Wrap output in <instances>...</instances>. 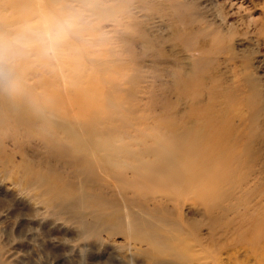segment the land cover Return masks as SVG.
<instances>
[{"label":"rangeland","instance_id":"obj_1","mask_svg":"<svg viewBox=\"0 0 264 264\" xmlns=\"http://www.w3.org/2000/svg\"><path fill=\"white\" fill-rule=\"evenodd\" d=\"M45 2L17 23L30 34L19 44L26 56L14 55L28 75L0 79V264H264V0ZM45 74H57L50 93L82 91L53 100L37 84ZM67 97L84 104L82 137L61 124L73 117ZM197 124L212 162L229 164L222 198L180 194L165 180L169 166L133 186L136 157L153 159ZM93 148L119 160L111 176ZM184 150L180 165L190 166Z\"/></svg>","mask_w":264,"mask_h":264},{"label":"bare ground","instance_id":"obj_2","mask_svg":"<svg viewBox=\"0 0 264 264\" xmlns=\"http://www.w3.org/2000/svg\"><path fill=\"white\" fill-rule=\"evenodd\" d=\"M34 1L35 0H0V79L1 78H4L6 76L5 75V72L8 69L10 71H13L14 74L18 78L21 75L24 78L28 75L27 73H22L21 74V70L24 69V68H22L23 67V62H24L23 60H24V58L20 56L21 58H18L17 59V57H16V59H15L14 58V55L15 54H21L22 56H26V54H27V51L26 50L24 51L19 44H20V41H21L22 44L27 45L28 42H30V41H28V39L30 37V34L28 33V30L22 29L21 27H17V23H19L22 20H24L25 19V16L28 17V16L34 15L35 12H34V9L32 8L34 6L33 5V2ZM60 1L61 0H48V2H45V3H47L49 5H52V4L60 3ZM62 1L65 3L64 4L65 5V8L69 10L71 8L70 4H72L73 2L71 3V0H62ZM22 2L25 3L29 7V9H27V11H25L26 9L24 10V7L22 5H19V3H22ZM38 3H39V1H38ZM79 5H80V3H79ZM92 6L94 8L93 14H97V15L99 14L100 15V14L103 13L102 12V8L99 5V2H96V1L93 2ZM52 7L50 6V8H52ZM65 8L63 7L62 9H65ZM8 9L11 10V12L15 14V16L17 15L16 18L14 16H11L12 18L7 17V15L4 12L6 10H8ZM53 10H54V8H53ZM50 11H52V9ZM54 12H55V10H54ZM55 43H56V41H54V40L51 43V48H53V50L56 48V44ZM38 48H39L38 53L39 54L42 53L43 52V48L41 46L38 47ZM56 49H58V48H56ZM43 59H44V57H43ZM10 60H12L13 62H15V67L16 68H14V65H13V67L10 66L11 64L8 65L7 61H10ZM50 63H51V60H50V58H48V60L46 59L45 61L40 62V65L39 66H41V68L43 69L45 67H48V65ZM77 66H76V68H81V67H79L80 64H79L78 67ZM26 68H25V71H26ZM7 72H6V74H7ZM30 72L31 71H29L28 73H30ZM82 72H83V70H82ZM32 75L34 77L35 74L32 73ZM54 75L56 77L57 74H54ZM54 75L53 74H45V75H43V77L40 80L37 81V84H39V86L41 87V89H43L42 91L46 95H48L49 97L53 98V100L62 99L61 98L62 97L61 95H67V94L76 95L77 93H80L82 91V88L81 87H78L77 89H74V90H70V89L67 90L66 89V93H64V94H61V92L60 93L58 92V93H55V94L50 93V91L47 90V87L55 80ZM82 75H83V77H85L84 73ZM76 78L79 81V78L78 77H76ZM76 78L70 77L69 78L70 79V82H72V84H75V79ZM88 79H90V78H87V80ZM82 80H84V79H82ZM87 80L85 79L86 82H87ZM91 82H92V80L89 83H91ZM0 85H1V82H0ZM32 86H33V84H32ZM32 92L33 91H31V94H32ZM21 96H23V94ZM72 97L71 98L67 97V100H66V108L67 107L70 108V110L72 111L73 117H72V119L71 118H68L67 116H66L67 118L66 117L65 118L63 117L61 124L64 125V126H68V124L73 125L76 128V129L74 128V133L73 134H75V137L76 138H79V136L84 135V133H85L84 124L82 123V118H81L82 115L79 113V111L84 107V104H81L80 101L79 102L77 101L76 103H74L73 100H72ZM13 99H14V97H13ZM24 99H26V98H20V100H18V101H20L21 103H27L28 104V101L27 100H24ZM14 103H15V101H14ZM39 103H40L39 101H36V102L32 103V105L30 103L29 104L31 105L30 107H33L34 109H37V110H43V107H45L44 110H43V113L49 114L51 116L54 115V116L60 117L59 114L56 113V110L53 107H51L52 105L50 103L49 104H45V105H42V104H39ZM76 110H79V111H76ZM17 113H19V111H17ZM167 127H168V125H167ZM188 134H190L189 140H187L186 145H184L185 146V148H184L183 144L186 141V139L188 138V136H187ZM109 135H108V137H109ZM72 136H74V135H72ZM111 136H113V135L111 134ZM171 138L172 139L167 138L165 140V145L166 146H165V148L162 149V151L152 150L153 151V153H152L153 159H145V157H142V156L136 157V160H137L138 163H137V166L134 168L135 169L134 172L136 174H138V176H137V178L134 179L135 182L133 183V186H135L137 184L139 186L140 185H144V184L148 183L149 181L152 182L153 177L155 178V177H157L159 175H162V174H164L165 170H167L169 167H173L175 169V171L165 172V176L164 177H165V180L168 181V182H170L171 184H173V185L179 184L180 185V187H178V190H179L178 192L180 194L185 193L188 190H193L194 191V195L196 196V198L197 199H201L203 202H206L207 204L208 203H211L213 201L219 200L220 198H222L225 195V193L223 191V188L221 186H219V184H223L224 181L228 180L226 177H225L226 179L224 178V175L229 170V167H228L229 164H228V162H225L224 165H222V167H223V169H222V168L219 167V163L217 161L216 162H212L211 155H210V151H208V149L210 148V150H211L212 147H211V145L209 143H207V141L205 139L204 128L201 125H199V124L192 125V127L187 130V134H179V133H177V134H173V136ZM93 142L94 143H97L96 141H93ZM157 142H158V140H157ZM87 143H88V141H86V142H80L77 145V147L79 149H81V150H85L86 147H87V145H88ZM117 148H118V146H117ZM184 149H187V151H188L187 153L188 154H191L190 160H192V165H190V166H186V165H184V166L182 165L181 166L180 165V163L183 162V160L186 157V155H184V153L186 154V150H184ZM149 151H151V150H149ZM115 152H116V150H115ZM91 153L96 158L99 159V165L103 168L105 175L111 176L112 175V173H111L112 171H109L108 170L107 165L111 161L114 164L119 162V160L115 157V155H113L112 153H110V151L108 149L107 150H104L102 148H100V149L99 148L98 149L97 148H95V149L93 148V149H91ZM222 153H224V152H222ZM132 155H133V153H132ZM107 156H108V158H106ZM144 156H146V154ZM171 156H176V157L178 156V158H180V159L178 160V162H175V161L174 162H172V161L170 162V160H171L170 157ZM224 158H225V156H224ZM162 161L164 162L163 164H161ZM187 163H189V162H187ZM166 166H169V167L167 168ZM182 183H186V184L184 185ZM64 193H66V192H64ZM78 199H79V197H78ZM125 205H127V204H125ZM118 211H121V210H118ZM73 214H75V213H73ZM127 220H128V218H127ZM126 224H128V223H126ZM160 225H162V224H160ZM141 226L143 227V225H141ZM179 228H180V226H179ZM146 238H147V236H146ZM170 239L168 241L169 244L171 243ZM185 240H184V242H186ZM150 241H152V240H150ZM172 245L173 244H171V246ZM175 249H177V248H175ZM228 255H229V253H228ZM182 257H184V256H182Z\"/></svg>","mask_w":264,"mask_h":264}]
</instances>
